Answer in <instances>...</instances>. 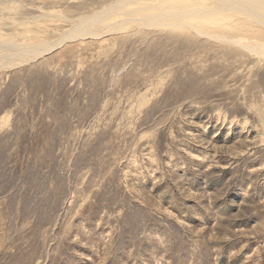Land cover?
<instances>
[{
  "label": "rangeland",
  "instance_id": "obj_1",
  "mask_svg": "<svg viewBox=\"0 0 264 264\" xmlns=\"http://www.w3.org/2000/svg\"><path fill=\"white\" fill-rule=\"evenodd\" d=\"M115 1L0 0V47L100 33L0 67V264H264V26Z\"/></svg>",
  "mask_w": 264,
  "mask_h": 264
},
{
  "label": "bare ground",
  "instance_id": "obj_2",
  "mask_svg": "<svg viewBox=\"0 0 264 264\" xmlns=\"http://www.w3.org/2000/svg\"><path fill=\"white\" fill-rule=\"evenodd\" d=\"M133 1H138V0H133ZM155 1V2H166L167 0H149ZM217 1L219 5H221V10H226V8H240L245 12V15L248 16L250 19L254 20L256 23L264 26V0H214ZM153 2V3H155ZM126 3L125 0H117L107 7H105L101 12H99L95 17L94 21H102L106 20L112 13L116 11V9L121 8V6ZM125 5V4H124ZM223 5L225 7H223ZM203 13L204 10H200ZM197 12V10L195 11ZM162 14H165L164 12ZM179 16V18H182L181 15H176ZM167 20H173V14H168V18L165 20H160L161 23L167 21ZM120 25V24H118ZM117 25H114V29H119L116 27ZM98 28L92 27V26H87L86 28H82L78 31L71 30L64 35H62L60 38H58L56 41L51 42V43H42L41 45H38L36 48L32 47H26L21 49L19 46L13 45L11 48H16V51H12L10 47L2 46L0 47V60L2 63L0 64V67H7V66H12L15 65L16 61L22 58H26L27 55L29 54H34V55H42L45 52H48L52 50L54 47L60 46L63 44L66 40L68 39H74L76 37L80 36H86V35H91V36H98L100 35L96 33ZM11 51H10V50ZM10 53V55H8ZM17 59V60H15Z\"/></svg>",
  "mask_w": 264,
  "mask_h": 264
}]
</instances>
